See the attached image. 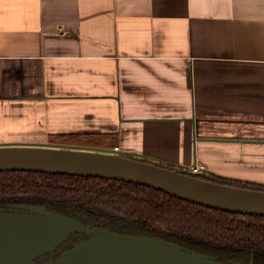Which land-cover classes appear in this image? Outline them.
I'll list each match as a JSON object with an SVG mask.
<instances>
[{"label": "crops", "instance_id": "1", "mask_svg": "<svg viewBox=\"0 0 264 264\" xmlns=\"http://www.w3.org/2000/svg\"><path fill=\"white\" fill-rule=\"evenodd\" d=\"M74 134L264 186V0H0V146Z\"/></svg>", "mask_w": 264, "mask_h": 264}, {"label": "water", "instance_id": "2", "mask_svg": "<svg viewBox=\"0 0 264 264\" xmlns=\"http://www.w3.org/2000/svg\"><path fill=\"white\" fill-rule=\"evenodd\" d=\"M210 141L264 145L259 141ZM16 172L122 182L153 189L193 206L264 218V192L208 183L200 179V174L160 168L110 153L0 146V174ZM29 212L0 213V264H221L154 238L89 231L62 215L35 208ZM77 233H84L87 241L56 260L36 262L52 256Z\"/></svg>", "mask_w": 264, "mask_h": 264}, {"label": "trees", "instance_id": "3", "mask_svg": "<svg viewBox=\"0 0 264 264\" xmlns=\"http://www.w3.org/2000/svg\"><path fill=\"white\" fill-rule=\"evenodd\" d=\"M50 142L52 144L60 143L62 145H81L85 147H99L100 144L98 136L76 134L50 137ZM111 150L114 153V149ZM140 162L154 164L169 170L186 172L182 169L163 166L151 161ZM200 179L222 186L226 185L237 189L264 192V186L221 179L210 174L200 175ZM83 180H88L90 183H86ZM2 194H36L58 198L66 195L72 196V198L77 196L82 205H90L92 200L95 199L100 203L114 207V209L122 210L125 214L141 221L145 220L159 229H172V231L177 233L181 232L192 237L196 236L213 240L215 244L221 246L225 242L226 244L233 242L232 238L236 239V235L240 234L241 231L248 235L252 226L264 222L262 217L222 213L196 205L193 206L153 189L94 178H73L64 175L38 173H1L0 195ZM242 218L250 220L241 221ZM211 253L220 259L223 257L218 256L217 253ZM41 259L36 260V262L41 263Z\"/></svg>", "mask_w": 264, "mask_h": 264}, {"label": "flooded vegetation", "instance_id": "4", "mask_svg": "<svg viewBox=\"0 0 264 264\" xmlns=\"http://www.w3.org/2000/svg\"><path fill=\"white\" fill-rule=\"evenodd\" d=\"M199 174L203 175L204 173ZM83 181L90 183L88 180ZM32 208L70 218L83 225L85 230H100L117 235L154 238L182 248L184 251L197 253L210 260L213 259L221 264H264V222L252 226L248 235L241 231L240 234L236 235V239L232 238L233 242L227 244L225 242L221 246L215 244L213 240L192 237L181 232L177 233L172 229H159L145 220L141 221L125 214L122 210L114 209V207L100 203L95 199L90 205H82L77 196L72 198L69 195L59 198L36 194L0 195V213H30L29 210ZM247 220L250 219L242 218L241 221ZM84 241H87L84 233L70 236L52 256L48 255L46 258H42L41 263L56 260L64 252L73 249L78 243ZM211 252L223 256L222 259L215 257Z\"/></svg>", "mask_w": 264, "mask_h": 264}, {"label": "rangeland", "instance_id": "5", "mask_svg": "<svg viewBox=\"0 0 264 264\" xmlns=\"http://www.w3.org/2000/svg\"><path fill=\"white\" fill-rule=\"evenodd\" d=\"M252 141H256V140H252ZM261 142H264V141H261ZM38 148H43V149H45V148H54V149H65V150H71V151H74V150H78V151H87V152H89V151H91V152H97V153H110V154H113L112 152V150H110V149H107V148H104V149H102V148H98V147H95V146H89V147H85V146H81V145H55V144H51V143H48V144H45L44 146H41V147H38ZM160 165H166V164H160ZM166 166H168V165H166ZM184 171H186V172H188V173H190V174H192L190 171H187V170H184ZM239 181H241V180H239ZM235 182H237V181H235ZM254 182V181H253ZM251 184H253V183H251ZM254 184H258V183H254ZM259 185V184H258ZM261 186H263V185H261Z\"/></svg>", "mask_w": 264, "mask_h": 264}, {"label": "built area", "instance_id": "6", "mask_svg": "<svg viewBox=\"0 0 264 264\" xmlns=\"http://www.w3.org/2000/svg\"><path fill=\"white\" fill-rule=\"evenodd\" d=\"M114 152H115V153H118L119 150H118L117 148H115V149H114ZM190 172H191L193 175H194V174H199V173H201L200 169H199L197 166L193 167V169H192Z\"/></svg>", "mask_w": 264, "mask_h": 264}]
</instances>
